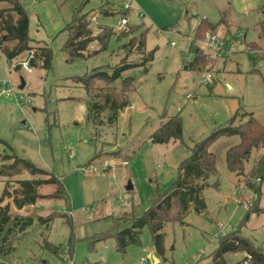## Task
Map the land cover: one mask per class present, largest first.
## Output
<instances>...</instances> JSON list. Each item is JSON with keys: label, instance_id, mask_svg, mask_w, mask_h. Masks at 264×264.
Returning a JSON list of instances; mask_svg holds the SVG:
<instances>
[{"label": "rangeland", "instance_id": "1", "mask_svg": "<svg viewBox=\"0 0 264 264\" xmlns=\"http://www.w3.org/2000/svg\"><path fill=\"white\" fill-rule=\"evenodd\" d=\"M80 2L24 0L28 36L51 48L49 69L29 63V71L16 65L25 60V53L9 61L0 52V85L7 81L12 88L9 94H0V166L11 164L15 154L59 178L65 189L63 198L38 199L22 209L11 199L4 201L11 214L31 216L33 223L14 240L13 253L0 264H205L219 239L236 230L264 252V213H250L244 221L247 205L256 199L247 173L261 149L245 163V176L230 171L226 152L238 142L237 135L220 136L208 148L216 156V171L200 192L204 209L198 213L190 206L182 222L164 223L162 254L154 250L148 226L140 229L138 243L123 249L114 237L115 220L121 226L125 224L120 218L141 216L153 198L171 188L179 164L214 127L235 114L234 123L250 114L264 123V0ZM126 2L131 4L126 24L139 25L137 32L147 28L145 52L152 51V59L142 63L143 55L131 49L126 62L133 65L122 73L134 84L125 94L127 105L113 125L106 122L107 111L101 113V122L92 123L87 119L89 96L73 78L120 62L125 57L121 44L128 36L111 35L98 53L99 45L92 41L87 57L68 60L61 51L65 27L81 6L80 13L91 19L94 36L103 33L98 25L119 33L126 25L120 24L119 13L105 15L101 9H119ZM3 7L7 3H0ZM202 16L215 26L206 32L234 42L236 49L226 56L215 55L210 47L198 48L205 53V66L194 70L189 63L197 47L189 38ZM11 41L8 46L14 44ZM10 64L14 66L7 70ZM207 73L211 77L205 82ZM113 86L120 88V80ZM176 114L181 138L155 143L151 132ZM13 171L0 173V195L4 187L17 188V180L32 178L31 171L19 164ZM37 191L52 193L54 185L45 184ZM263 200L262 195L258 205ZM49 216L47 221L38 218ZM244 256L230 252L225 259L229 264H245Z\"/></svg>", "mask_w": 264, "mask_h": 264}, {"label": "trees", "instance_id": "2", "mask_svg": "<svg viewBox=\"0 0 264 264\" xmlns=\"http://www.w3.org/2000/svg\"><path fill=\"white\" fill-rule=\"evenodd\" d=\"M82 5L88 0H80ZM0 3H7V7L0 8V31L5 34L0 35V52L7 59L12 60L21 53L32 51L29 59L30 66L49 69L51 67V48L42 41H34L28 36L29 16L24 6V0H0ZM81 6L73 11L71 21L66 25L67 38L61 47L63 55L68 59H78L87 57L86 49L92 41H97L99 48L95 51L105 49L108 39L115 34L117 39L127 37V41L121 44L125 57L120 62L112 66H102L93 69L88 74L75 76L73 81L78 83L88 94L89 104L87 108V119L92 123L101 122L99 117L103 111H107L106 122L113 125L118 117V113L127 105L126 92L134 88L132 77H122L124 70L128 69L132 63H127V54L133 47L138 53L143 55V62L152 59V51L145 52V34L147 28L137 32L139 25L126 24L119 33L112 27L97 26L101 34L95 36L91 31V19L88 13H80ZM101 13L108 15L119 13L118 7L101 9ZM128 11L122 15L127 16ZM92 24V23H91ZM142 25V24H141ZM215 26L202 19L195 28L193 37H202L207 30L214 31ZM14 41L12 46L7 42ZM11 41V42H12ZM36 45V46H33ZM252 45V44H251ZM205 53L194 48L193 60L189 63L190 69L200 70L205 66ZM104 82V85L95 86L97 81ZM116 80H120V88L113 86ZM235 115L231 116L224 125L214 127L206 138L197 141L191 147V154L178 166V177L173 186L157 198H153L145 212L134 218H120L125 225H119L116 221L114 237L119 248L130 243L139 242V231L143 226H148L151 233L152 245L158 254L163 251L162 228L167 221H181L190 206L195 212L204 209V202L200 192L207 184L208 176L215 173L216 156L209 151L210 145L220 136L237 135L238 142L229 146L226 152V164L230 171L237 175L245 174V163L250 158L253 151L261 149V152L254 159L249 172L247 173V184L256 193V199L250 202L244 221L248 219L250 213H264V200L262 205H258L264 190V123H261L253 115H247L245 120L235 121ZM165 117V115H163ZM182 134L181 120L178 114L166 117L165 121L151 132V139L155 143H167L169 140L180 139ZM13 157V156H12ZM11 164L1 165L0 173L8 175L14 173V169L19 164L20 167L29 169L32 173L30 179L17 180L18 187L11 191L4 187L0 195V261L8 258L14 251V240L20 236L32 223L33 217L22 214H11L9 203L4 201L11 199L17 209L33 205L38 199L50 197L59 199L65 197V189L59 178L50 172L36 166L24 158H18L14 154ZM5 170V171H4ZM255 178L260 179L259 184H255ZM45 184L54 185V191L49 194H41L37 189ZM55 215V214H54ZM59 215V214H57ZM39 220H50V216ZM232 252H243L245 264H264V252L256 247L249 239L243 237L238 230L221 237L216 250L210 255V260L205 264H229L225 259V254ZM243 263V262H242ZM233 264H240L239 262Z\"/></svg>", "mask_w": 264, "mask_h": 264}, {"label": "built area", "instance_id": "3", "mask_svg": "<svg viewBox=\"0 0 264 264\" xmlns=\"http://www.w3.org/2000/svg\"><path fill=\"white\" fill-rule=\"evenodd\" d=\"M131 4L126 2L122 6L119 7L120 11V18L119 22L120 24H126L128 21V17L126 15H122L124 12L130 9ZM142 12L140 13V16H142ZM204 18V17H203ZM191 42L194 43L195 47L200 49H205L207 47H210L213 49L215 55L218 54H225L226 56L231 54L236 49V44L232 41H227L225 39H219L217 35L213 33L206 32L203 38L193 39V37L190 39ZM237 48H241L240 46H237ZM32 57V51H29L26 53L25 60H19L17 61L16 65H21V67H25L27 70L30 71L29 67V59ZM14 65L10 64L7 65V70H10ZM211 77L210 73H207L206 77L204 78V81L207 82V80ZM11 86L7 81H2L0 85V94L6 95L11 92ZM124 163H127L124 161ZM254 183L257 185L260 183L259 178H255ZM256 197V195L254 196Z\"/></svg>", "mask_w": 264, "mask_h": 264}, {"label": "water", "instance_id": "4", "mask_svg": "<svg viewBox=\"0 0 264 264\" xmlns=\"http://www.w3.org/2000/svg\"><path fill=\"white\" fill-rule=\"evenodd\" d=\"M23 86H24V81L21 79V81H20V88H22ZM131 188H132L131 184L128 183V184L126 185V189H127V190H130Z\"/></svg>", "mask_w": 264, "mask_h": 264}, {"label": "crops", "instance_id": "5", "mask_svg": "<svg viewBox=\"0 0 264 264\" xmlns=\"http://www.w3.org/2000/svg\"><path fill=\"white\" fill-rule=\"evenodd\" d=\"M203 17H204V16H202V17L200 18V21L203 19ZM204 19H205V18H204ZM263 26H264V25H263ZM262 30H263V35H264V27H263ZM229 34H230V33H228V32L225 33V35H226L227 37H229ZM191 38H192V37H190L189 39H191Z\"/></svg>", "mask_w": 264, "mask_h": 264}]
</instances>
